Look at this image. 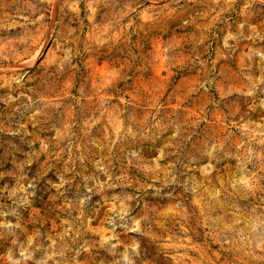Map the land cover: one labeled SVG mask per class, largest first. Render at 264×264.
Wrapping results in <instances>:
<instances>
[{
    "label": "rangeland",
    "instance_id": "obj_1",
    "mask_svg": "<svg viewBox=\"0 0 264 264\" xmlns=\"http://www.w3.org/2000/svg\"><path fill=\"white\" fill-rule=\"evenodd\" d=\"M0 264H264V0H0Z\"/></svg>",
    "mask_w": 264,
    "mask_h": 264
}]
</instances>
